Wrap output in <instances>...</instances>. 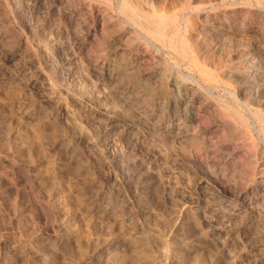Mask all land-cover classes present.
I'll list each match as a JSON object with an SVG mask.
<instances>
[{"label":"rangeland","instance_id":"374dc122","mask_svg":"<svg viewBox=\"0 0 264 264\" xmlns=\"http://www.w3.org/2000/svg\"><path fill=\"white\" fill-rule=\"evenodd\" d=\"M0 264H264V0H0Z\"/></svg>","mask_w":264,"mask_h":264}]
</instances>
